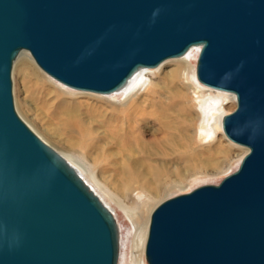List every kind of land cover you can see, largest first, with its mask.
I'll use <instances>...</instances> for the list:
<instances>
[{
  "label": "water",
  "instance_id": "95a60500",
  "mask_svg": "<svg viewBox=\"0 0 264 264\" xmlns=\"http://www.w3.org/2000/svg\"><path fill=\"white\" fill-rule=\"evenodd\" d=\"M200 45L196 77L232 92L222 131L247 153L217 184L151 212L147 264H264V0H0V264H117L111 210L17 114L22 50L59 82L111 93Z\"/></svg>",
  "mask_w": 264,
  "mask_h": 264
},
{
  "label": "bare ground",
  "instance_id": "6f19581e",
  "mask_svg": "<svg viewBox=\"0 0 264 264\" xmlns=\"http://www.w3.org/2000/svg\"><path fill=\"white\" fill-rule=\"evenodd\" d=\"M198 51V46H192L177 57L175 66L169 70L163 71L157 66V81L150 76L149 67L138 68L124 85L110 93L115 102L104 100L110 106L65 97L66 93H73L60 90L57 84L31 68L47 82L38 97L35 119L47 132L57 124L53 128L63 147L59 154L89 181L96 195L114 214L119 257L121 231L116 208L129 218L135 228L132 247L136 253L131 257L135 264H146L140 257L148 229L143 208L160 192L156 179L181 176V167L172 169L168 164L179 162L185 168L202 169L227 153L218 132L222 131V102L228 97L225 90L204 85L198 79L199 83L196 82L194 60ZM21 55L22 62L31 65L28 57ZM190 90L196 95L194 101L200 111L192 109L189 103ZM197 126L199 139L204 143L195 146ZM37 131L48 138L47 133L38 128ZM128 201L134 204L128 205ZM132 217H136V224Z\"/></svg>",
  "mask_w": 264,
  "mask_h": 264
},
{
  "label": "rangeland",
  "instance_id": "374dc122",
  "mask_svg": "<svg viewBox=\"0 0 264 264\" xmlns=\"http://www.w3.org/2000/svg\"><path fill=\"white\" fill-rule=\"evenodd\" d=\"M199 47L200 45H196ZM195 46V47H196ZM24 54L28 57V61L31 65L24 64L22 62L21 54ZM199 53V51H198ZM198 57V54H197ZM197 57L194 62L196 63ZM177 58H169L164 60L166 63L158 65L160 66V70L166 71L175 66ZM156 67H149L151 70L150 76L154 81H157V73L158 70ZM31 68H34L36 72L45 76V78L50 79L52 82L57 84L60 90L68 91L73 94H65V97L85 101L88 103L96 104L97 106H110L109 102H115V98H113L110 93H96L90 91H84L72 88L67 86L58 80L52 78L50 75L41 70L32 59L30 52L28 50H22L16 59L13 61L12 70H11V80H12V96L14 101V107L17 114L20 118L26 123V125L46 144L52 147L55 151L62 152L63 147L58 141L60 136H58V132H55L57 124L49 127V132L45 130V128L35 119L36 110L39 107L38 97L42 90V86H47V82L44 81L41 77H38L37 74L32 71ZM196 78V76H195ZM197 83V78L195 79ZM208 89V88H207ZM212 92H216L214 89H209ZM206 92H209L206 90ZM234 95V97H233ZM225 96H227V100H223L222 109L223 115H226L232 112L236 108V96L232 92H225ZM190 104L192 109L196 111H200V106H196V95L191 90L189 91ZM107 100L109 102H106ZM221 117V122H222ZM31 121V122H30ZM40 129L41 131L47 133V139H45L38 131L34 125ZM199 124V123H198ZM55 129H54V128ZM222 127V125H221ZM51 128V130H50ZM196 135L193 139V145L198 146L200 143H204L203 140H200V135L198 131V126L196 127ZM218 137H220V141L222 144L227 147V153L224 156H218L214 160V164L211 166H206L202 169H197L194 167L185 168L183 163L173 162L168 165L171 166L172 169L180 168L182 169L181 176L180 175H171L170 177H162L156 179V184L160 186V192L157 197L151 199L149 203L143 208L144 219H146L149 223V218L152 210L162 201L178 195L182 193H186L195 187H198L203 184H217L219 183L226 175L235 171L243 158V156L247 153V149L244 146L235 144L228 140L224 135L223 131L218 132ZM83 179V178H82ZM84 180V179H83ZM84 182L89 185V181ZM90 186V185H89ZM136 192L133 193L134 199L136 198ZM128 205H133L132 201L127 202ZM116 217L118 220V224L120 226L121 231V253L120 257H118L117 264H135L133 260H131L132 255L136 253L135 249L132 247L134 238H135V228L133 227L131 221L127 216L124 215L122 211L116 208ZM114 215V214H113ZM115 217V216H114ZM116 219V218H115ZM133 222L136 224V217H132ZM146 241V240H145ZM145 246V244H144ZM143 259L144 252L141 253ZM146 262V261H145ZM147 264V263H146Z\"/></svg>",
  "mask_w": 264,
  "mask_h": 264
}]
</instances>
